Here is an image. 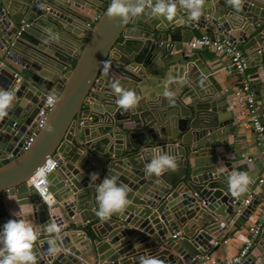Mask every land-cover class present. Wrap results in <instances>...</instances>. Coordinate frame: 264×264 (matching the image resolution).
Here are the masks:
<instances>
[{
	"label": "water",
	"instance_id": "1",
	"mask_svg": "<svg viewBox=\"0 0 264 264\" xmlns=\"http://www.w3.org/2000/svg\"><path fill=\"white\" fill-rule=\"evenodd\" d=\"M109 4L0 0V88L16 96L8 116L0 120V231L19 218L38 226L53 221L61 225L64 251L48 256V237L41 230L34 247L37 264H87L82 256L94 251L98 264H139L145 255L164 264H200L199 257L212 249L211 241H218L227 226L240 229L257 212L264 196V163L255 164L254 171L241 163L236 138H230L236 136V116L218 82L217 64L185 45L194 40L197 29L202 37L228 38L243 47L259 68L253 89L264 104V0H244L239 12L227 0H206L198 22L179 7L173 21L147 13L127 22L112 20L106 11ZM98 14L99 20L89 27ZM81 23L87 28L82 36ZM105 61L110 63L106 75ZM117 80L140 97L135 109L125 111L115 103L111 84ZM59 82L63 85L54 89ZM165 88L174 93V103L163 96ZM53 93L60 103L24 151L25 141L36 131L38 113ZM171 122L178 125L174 135L167 131ZM49 124L54 133L46 131ZM156 152L175 156L177 169L147 177L145 165ZM11 154L14 158L8 159ZM46 157L60 165L49 175L51 206L27 185ZM233 171L250 177L248 190L239 197L227 192ZM92 173L100 180L90 186ZM109 176L128 187L131 204L101 221L95 188ZM150 188L156 190L150 197L157 201L139 203L135 192ZM7 202L14 206L10 213ZM18 211L23 217L14 215ZM76 214L81 226L99 220L98 227L109 228L97 240L87 238L82 251L69 239V232H80L68 229L77 226ZM156 214L166 221L165 228L155 221ZM152 221L158 234L149 226ZM136 229L153 236L149 246L135 249L126 244L106 255ZM148 240L143 235L137 242ZM256 260L252 255L245 264Z\"/></svg>",
	"mask_w": 264,
	"mask_h": 264
},
{
	"label": "clouds",
	"instance_id": "2",
	"mask_svg": "<svg viewBox=\"0 0 264 264\" xmlns=\"http://www.w3.org/2000/svg\"><path fill=\"white\" fill-rule=\"evenodd\" d=\"M205 3L206 0H110L106 11L110 19H120L123 22L146 13L153 18L173 21L179 7L188 13L189 20L198 22ZM227 3L239 12L244 0H227ZM109 69L110 63L108 61L103 62L102 70L105 75ZM111 89L117 97L115 103L120 109L128 111L138 106L140 97L135 92L124 89L118 80L111 84ZM163 96L170 103H174V93L168 88H165ZM15 101L16 96L11 89L0 88V120L8 116ZM46 102L55 109L60 103V98L53 93L47 97ZM46 131L51 134L54 133L55 129L49 124ZM55 167V161L46 157L44 164L36 170L35 175L50 173ZM177 167L178 163L175 156L156 152L150 162L145 165L144 172L147 177H161L168 171H175ZM90 179V186H92L96 180H100V177L98 174L92 173ZM249 184L250 177L246 172L233 171L227 181V192L232 197H239L248 190ZM95 191L99 205L96 216L101 221L110 219L114 214L122 213L129 204L128 194L130 190L126 185L118 184L114 176L104 178L96 185ZM14 215L23 217L24 214L18 211ZM41 230L48 237L46 241L48 244L47 255L50 257L60 255L64 251L61 225L53 221L44 226H38L24 218L12 219L0 231V264H37L34 247ZM139 264H164V261L153 255H145L140 257Z\"/></svg>",
	"mask_w": 264,
	"mask_h": 264
},
{
	"label": "crops",
	"instance_id": "3",
	"mask_svg": "<svg viewBox=\"0 0 264 264\" xmlns=\"http://www.w3.org/2000/svg\"><path fill=\"white\" fill-rule=\"evenodd\" d=\"M177 18H181V17L177 16ZM78 26H79V28H82V30L78 28V30L80 31V36H82L84 34V31L87 30V28L82 23L78 24ZM188 30H190V29H188V28L184 29V31H188ZM194 33L196 34L194 39L202 37V35L200 34V32L197 29H194ZM212 37H214V36H212ZM73 44L75 45V43H73ZM188 45H185V46H186V48L188 47V50H189ZM240 48L244 51L243 47H240ZM193 52L199 53V54L209 58L213 64H217L216 68H218V72H217L218 82L220 83L221 87L223 88L224 93L228 94L229 100L231 103L230 109L234 110L235 116H236L235 126L237 127V131H236L235 137L230 136L231 142H233L234 138H236L235 143H236L237 150L241 155V160H242L241 163L249 164L251 169L254 171L255 164L264 163V156L262 154V149L256 140V134L254 133V131L250 128V126L248 124L249 117L246 115V113L242 109H240L239 104L237 103V100L233 94V89L235 87H240L243 85L244 77H241V76L236 75L234 73L233 68L231 67V59L229 56H227L225 54H216V53H213L212 51H209L207 49H196V50H193ZM248 61H249V68L246 71V78L249 77L252 80V85H254L256 83V81L253 78L258 73L259 68L256 67V62L251 60L249 57H248ZM252 65H255V67H251ZM64 72L66 73V70H64ZM54 74H56V73L54 72ZM62 85H63V83L59 82L58 84L55 85L54 89H56L57 87L62 86ZM254 91L256 93V89H254ZM188 101H190V100H188ZM260 102L264 107L263 102L262 101H260ZM231 110H230V112H231ZM177 130H178V125H177V123H174V122H171L169 125V128H167V131H169L170 135H174V133ZM156 132H159V129H157ZM249 158L253 159V161L249 162L247 160ZM78 169L81 171V173L83 175H86V171H82L80 168H78ZM156 193L157 192L154 188H150V190H148L147 192H145L143 194L140 193V190H138L137 192H135V197H137V199L140 201L139 203H145L146 204V202L150 201L151 199H153V201L155 203L157 200H155V198H152L150 196H154ZM72 200H73V198H72ZM12 204L13 203H11V204H8V202L6 203L7 210L9 211V213L11 212V209L14 208V206ZM130 204L131 203L129 202V204L127 206H129ZM176 206L177 205H175L174 207L176 208ZM140 207H142V206H140ZM263 208H264V196L261 195L260 196V202H259V208H258L257 212L259 213V211H261ZM171 215L173 216V213H171ZM13 217H15V216H13ZM137 217L138 218L136 220L139 219V216H137ZM258 217H259L258 214H253L242 225V227L240 229L234 228V226H232V224L227 226L226 230L221 235V238L218 240L220 242L226 241L227 243L222 244L220 247L211 249L210 251L205 253V255H203V256L210 255L211 260L210 261H205V260L201 261L200 264H214L213 262H215V261H217L218 264H223L227 260L237 257L239 255V253L242 251V249L246 246V243L248 242V240L250 239L251 228H253L256 225V223L258 222ZM75 220H76L77 226L71 225V228L69 227L68 229H71V230L76 229V230H80V232H78V233L77 232H69V239H70L71 243L80 251H82L85 248V245L87 244L86 243L87 238L91 239L92 241L97 240L98 235H105L104 233H106V231L108 232V230H109L107 224L103 225L102 227H98L99 223H100L99 220L92 222V223H89L87 225L81 226L82 221L80 219L79 214H76ZM155 221H159V225L163 226L164 228L166 227L165 226L166 221L162 220V217L160 214H158L156 216ZM172 221H175V219H173ZM138 222H140V221H138ZM188 225H189V223H188ZM149 226L152 228L153 231H155V234H158V231L156 230V225L153 223V221L150 222ZM82 230H84L85 234L82 233ZM136 231H137V233L135 235H133L132 237H122L121 240L116 245H112L111 250L108 251L106 253V255H108V253H110L111 251L117 252L118 249H120L124 245L131 244V243L134 245L135 249L137 247L146 248L154 240L153 236H149V234H146L144 231H141V230L139 231L138 229H136ZM143 235H146L150 240H148L146 242L142 241L143 243H141V242L138 243L137 240L140 238V236H143ZM166 235H167V237H169L170 233L167 232ZM176 236L177 237L175 240H177L179 238L178 235H176ZM173 238H175V236ZM214 241L215 240L211 241V244H214ZM105 242L109 243L110 241L105 239ZM262 243H264V232L258 238L256 247H254L252 250V253L256 257L261 259L260 263L264 264V246L262 245ZM148 251L149 250H145V253L148 254ZM82 258L84 259V261L87 264H98V262H97L98 261V255L95 251L83 255Z\"/></svg>",
	"mask_w": 264,
	"mask_h": 264
},
{
	"label": "built area",
	"instance_id": "4",
	"mask_svg": "<svg viewBox=\"0 0 264 264\" xmlns=\"http://www.w3.org/2000/svg\"><path fill=\"white\" fill-rule=\"evenodd\" d=\"M100 16V14L96 15L94 21L90 22L88 26L92 28L94 23L99 20ZM188 46L190 50L207 49L216 54H225L229 56L231 59V67L233 68L234 73L236 75L244 77L243 85L240 87H235L233 89V94L237 100V103L239 104L240 109H242L249 117L248 124L256 134V140L259 146L261 147L262 154L264 156V107L261 102L256 100V93L253 89L252 80L249 77L246 78V71L249 68L248 56L239 46H237L235 42L228 38L221 40L219 38L214 37H200L194 39L191 43H189ZM16 78L17 81L14 87L18 88V85L20 84V79L17 76ZM91 91L94 92L95 88H92ZM52 111L53 108H51L47 104V102H45V104L42 106L38 113V118L36 119V131L24 143V151L29 150V148L32 146L35 138L37 137V132L41 131L44 128ZM74 128L75 125L72 126L68 134H71ZM57 155H59V153ZM13 158L14 156L12 154L8 156V159ZM51 159H53L56 163V167L52 171L54 172L59 168L60 165L57 159H55L54 157H52ZM247 160L249 162L253 161V159L251 158ZM52 172L47 174L35 175L27 182V185L29 187H32L37 192L39 198L45 201L49 206H51L54 202L53 195L49 190V175ZM261 182H263V180ZM246 203L250 204V200H247ZM255 214L259 215L258 222L253 228H251V237L246 243V246L242 249V251L237 257L229 259L223 264H245L247 261H250L252 255H254L252 253V250L254 247H256L258 238L264 232V208L259 211V213L256 212ZM225 243L227 242L216 241L214 242V244H212V249L220 247L222 244ZM199 260L210 261V255L201 256L199 257ZM260 262L261 259L257 257V260L254 264H261ZM213 263L218 264L217 261Z\"/></svg>",
	"mask_w": 264,
	"mask_h": 264
},
{
	"label": "trees",
	"instance_id": "5",
	"mask_svg": "<svg viewBox=\"0 0 264 264\" xmlns=\"http://www.w3.org/2000/svg\"><path fill=\"white\" fill-rule=\"evenodd\" d=\"M75 65V64H74Z\"/></svg>",
	"mask_w": 264,
	"mask_h": 264
}]
</instances>
